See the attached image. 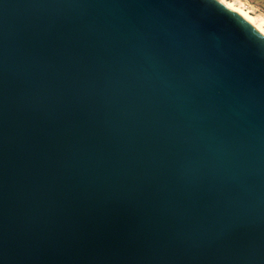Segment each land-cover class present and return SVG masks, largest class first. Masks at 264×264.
I'll use <instances>...</instances> for the list:
<instances>
[{
    "label": "water",
    "instance_id": "water-1",
    "mask_svg": "<svg viewBox=\"0 0 264 264\" xmlns=\"http://www.w3.org/2000/svg\"><path fill=\"white\" fill-rule=\"evenodd\" d=\"M0 264H264V36L218 0H0Z\"/></svg>",
    "mask_w": 264,
    "mask_h": 264
},
{
    "label": "bare ground",
    "instance_id": "bare-ground-1",
    "mask_svg": "<svg viewBox=\"0 0 264 264\" xmlns=\"http://www.w3.org/2000/svg\"><path fill=\"white\" fill-rule=\"evenodd\" d=\"M220 1V0H218ZM227 1L224 0V4L227 8L237 12L245 20H247L253 27L259 31L264 36V17L263 16H254L250 12V8L247 4L240 0Z\"/></svg>",
    "mask_w": 264,
    "mask_h": 264
},
{
    "label": "crops",
    "instance_id": "crops-1",
    "mask_svg": "<svg viewBox=\"0 0 264 264\" xmlns=\"http://www.w3.org/2000/svg\"><path fill=\"white\" fill-rule=\"evenodd\" d=\"M246 3L250 10L253 11L254 16L264 17V0H240Z\"/></svg>",
    "mask_w": 264,
    "mask_h": 264
},
{
    "label": "rangeland",
    "instance_id": "rangeland-1",
    "mask_svg": "<svg viewBox=\"0 0 264 264\" xmlns=\"http://www.w3.org/2000/svg\"><path fill=\"white\" fill-rule=\"evenodd\" d=\"M227 1H233V2H235L234 0H227ZM245 4H246V3H245ZM250 9H251V8H250ZM250 12H251L252 15H254L252 10H250Z\"/></svg>",
    "mask_w": 264,
    "mask_h": 264
},
{
    "label": "snow or ice",
    "instance_id": "snow-or-ice-1",
    "mask_svg": "<svg viewBox=\"0 0 264 264\" xmlns=\"http://www.w3.org/2000/svg\"><path fill=\"white\" fill-rule=\"evenodd\" d=\"M220 3H224V0H220Z\"/></svg>",
    "mask_w": 264,
    "mask_h": 264
}]
</instances>
